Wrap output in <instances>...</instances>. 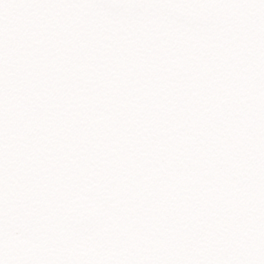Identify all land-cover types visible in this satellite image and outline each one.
<instances>
[{"label": "snow or ice", "instance_id": "obj_1", "mask_svg": "<svg viewBox=\"0 0 264 264\" xmlns=\"http://www.w3.org/2000/svg\"><path fill=\"white\" fill-rule=\"evenodd\" d=\"M0 264H264V0H0Z\"/></svg>", "mask_w": 264, "mask_h": 264}]
</instances>
